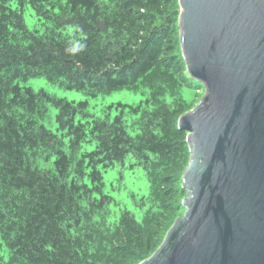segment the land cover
Segmentation results:
<instances>
[{
	"label": "trees",
	"instance_id": "16d2710c",
	"mask_svg": "<svg viewBox=\"0 0 264 264\" xmlns=\"http://www.w3.org/2000/svg\"><path fill=\"white\" fill-rule=\"evenodd\" d=\"M176 1L0 0V264H138L155 251L163 198L180 191L170 173L188 155ZM33 77L92 98L119 89L147 98L100 118L88 101L20 85ZM49 106L55 132L41 123ZM129 159L155 201L141 222L103 177Z\"/></svg>",
	"mask_w": 264,
	"mask_h": 264
},
{
	"label": "water",
	"instance_id": "95a60500",
	"mask_svg": "<svg viewBox=\"0 0 264 264\" xmlns=\"http://www.w3.org/2000/svg\"><path fill=\"white\" fill-rule=\"evenodd\" d=\"M181 55L204 88L182 114L183 215L138 264H264V0H177Z\"/></svg>",
	"mask_w": 264,
	"mask_h": 264
},
{
	"label": "rangeland",
	"instance_id": "374dc122",
	"mask_svg": "<svg viewBox=\"0 0 264 264\" xmlns=\"http://www.w3.org/2000/svg\"><path fill=\"white\" fill-rule=\"evenodd\" d=\"M177 2V1H176ZM178 5V2H177ZM178 15L179 16V6H178ZM24 21L28 28L32 29L36 22L33 12L31 11L30 7L26 6L24 10ZM178 27V22H177ZM179 39V32L176 33ZM180 46V45H179ZM181 55V50L179 52ZM182 58V55L180 56ZM183 61V58H182ZM184 62V61H183ZM189 87H182L180 89V97L181 100L189 106L186 112L192 110L196 104L201 100L204 95V88L198 82L189 79L187 80ZM21 86L24 87H31L35 91L44 90L50 95H53L57 98L67 99L68 101L80 102V101H88L89 104V112L93 116L104 118L106 107L112 104H126L130 106H136L141 101H144L147 96L142 94L141 90H132V89H119L114 90L108 94H101L96 98H92L87 96L83 92L77 91H68L57 84L51 83L45 78H29L24 82L20 83ZM56 114L57 111L49 106L46 116L41 120L42 125L45 128L55 132L57 125H56ZM113 118L117 115L115 110L112 111L110 114ZM128 131L133 134V130L128 127ZM182 134L186 137V132L182 131ZM186 140V138H185ZM189 161V150L186 159V163L184 165L178 166L176 169L171 171L170 175L173 176V180L180 178L177 180L178 182V189L179 192L175 193V196L169 198H163V201L166 203L167 213L165 217H160L157 223L159 228V235L156 239V249L162 243L167 231L171 228L174 221L183 215V207H182V200L185 197V191L182 189V175L184 172L185 167L188 165ZM132 161L130 159L125 163V166H116V168L109 170L108 172L103 174L104 182L106 184V190L110 192V194L117 200L121 209H128L132 212L138 222L142 221V218L146 211L150 207L155 206L154 198H149L150 194V184L146 178L145 173L140 167L134 166L130 167ZM122 172L123 178L121 181H117L119 174ZM173 181V184H175ZM177 184V183H176ZM114 188V190H112ZM144 204H143V201ZM169 211V212H168ZM160 225V226H159ZM155 249V250H156ZM153 252L146 253L145 258L150 256Z\"/></svg>",
	"mask_w": 264,
	"mask_h": 264
}]
</instances>
